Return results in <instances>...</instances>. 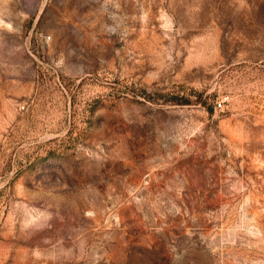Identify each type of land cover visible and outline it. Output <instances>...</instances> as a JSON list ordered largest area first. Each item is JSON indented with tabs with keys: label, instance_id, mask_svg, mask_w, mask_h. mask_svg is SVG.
Returning a JSON list of instances; mask_svg holds the SVG:
<instances>
[{
	"label": "rangeland",
	"instance_id": "374dc122",
	"mask_svg": "<svg viewBox=\"0 0 264 264\" xmlns=\"http://www.w3.org/2000/svg\"><path fill=\"white\" fill-rule=\"evenodd\" d=\"M0 264H264V0H0Z\"/></svg>",
	"mask_w": 264,
	"mask_h": 264
},
{
	"label": "trees",
	"instance_id": "16d2710c",
	"mask_svg": "<svg viewBox=\"0 0 264 264\" xmlns=\"http://www.w3.org/2000/svg\"><path fill=\"white\" fill-rule=\"evenodd\" d=\"M175 99H178V98H175ZM176 101H178L180 104H186V103H188V100H185V101H182V102H180L179 100H176ZM208 111L209 112H212V109L211 108H208Z\"/></svg>",
	"mask_w": 264,
	"mask_h": 264
},
{
	"label": "built area",
	"instance_id": "2783aa9c",
	"mask_svg": "<svg viewBox=\"0 0 264 264\" xmlns=\"http://www.w3.org/2000/svg\"><path fill=\"white\" fill-rule=\"evenodd\" d=\"M219 106H221V104H219Z\"/></svg>",
	"mask_w": 264,
	"mask_h": 264
}]
</instances>
